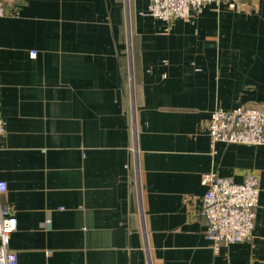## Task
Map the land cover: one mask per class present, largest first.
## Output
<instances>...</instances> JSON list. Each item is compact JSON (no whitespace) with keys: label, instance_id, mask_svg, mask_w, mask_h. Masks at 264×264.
<instances>
[{"label":"crops","instance_id":"crops-1","mask_svg":"<svg viewBox=\"0 0 264 264\" xmlns=\"http://www.w3.org/2000/svg\"><path fill=\"white\" fill-rule=\"evenodd\" d=\"M238 106L264 110V0L170 21L147 0L7 3L0 203L17 264H264V145L211 146L204 128ZM208 172L257 174L248 240H207Z\"/></svg>","mask_w":264,"mask_h":264},{"label":"built area","instance_id":"built-area-1","mask_svg":"<svg viewBox=\"0 0 264 264\" xmlns=\"http://www.w3.org/2000/svg\"><path fill=\"white\" fill-rule=\"evenodd\" d=\"M23 0H0V16L9 2ZM148 11L153 17L170 21L185 19L203 5L220 0H147ZM248 1L251 4L258 0ZM34 56L35 52H31ZM211 146L216 142L264 145V110L258 107L238 106L231 110H213L204 125ZM5 127L0 117V135ZM133 149V162L136 163ZM205 187L201 198V216L206 220L205 236L214 250L248 240L254 228L255 209L258 205L260 186L256 173H249L241 183L218 176L214 172L202 175ZM6 184L0 180V195ZM16 229V218L12 210L0 203V264H17L14 251L8 248L9 238Z\"/></svg>","mask_w":264,"mask_h":264}]
</instances>
